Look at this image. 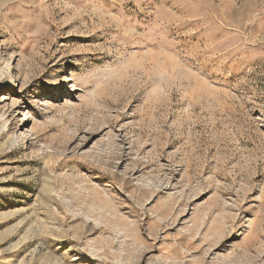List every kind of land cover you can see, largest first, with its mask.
I'll return each instance as SVG.
<instances>
[{
	"label": "rangeland",
	"instance_id": "374dc122",
	"mask_svg": "<svg viewBox=\"0 0 264 264\" xmlns=\"http://www.w3.org/2000/svg\"><path fill=\"white\" fill-rule=\"evenodd\" d=\"M0 264H264V0H0Z\"/></svg>",
	"mask_w": 264,
	"mask_h": 264
}]
</instances>
